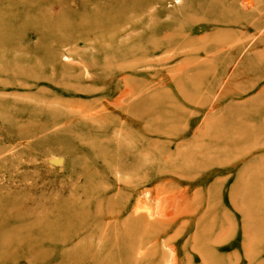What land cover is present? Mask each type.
<instances>
[{"label": "rangeland", "instance_id": "obj_1", "mask_svg": "<svg viewBox=\"0 0 264 264\" xmlns=\"http://www.w3.org/2000/svg\"><path fill=\"white\" fill-rule=\"evenodd\" d=\"M129 1L0 0V264H264V0Z\"/></svg>", "mask_w": 264, "mask_h": 264}, {"label": "bare ground", "instance_id": "obj_2", "mask_svg": "<svg viewBox=\"0 0 264 264\" xmlns=\"http://www.w3.org/2000/svg\"><path fill=\"white\" fill-rule=\"evenodd\" d=\"M138 0H130L128 2V4L126 5H122L119 9H116V11L114 12V14L110 15L107 14V21L110 22V19H111V22H116V24H128V25H131V19L128 17V15H126L127 13H133V14H138L141 10V6H138L136 4ZM55 6V5H51V6H47L48 9L47 10H41V12L39 13L40 15H47L48 14V11L51 10V8ZM113 20V21H112ZM106 23V22H105ZM109 24V23H108ZM183 71V70H182ZM116 100V99H115ZM117 101V100H116ZM72 107V106H71ZM81 114V113H80ZM90 118V117H89ZM89 121V120H88ZM91 121V120H90ZM165 216V215H164ZM168 216V215H167Z\"/></svg>", "mask_w": 264, "mask_h": 264}]
</instances>
